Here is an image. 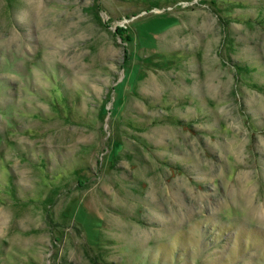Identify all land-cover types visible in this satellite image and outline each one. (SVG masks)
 <instances>
[{
	"label": "rangeland",
	"instance_id": "rangeland-1",
	"mask_svg": "<svg viewBox=\"0 0 264 264\" xmlns=\"http://www.w3.org/2000/svg\"><path fill=\"white\" fill-rule=\"evenodd\" d=\"M0 264H264V0H0Z\"/></svg>",
	"mask_w": 264,
	"mask_h": 264
},
{
	"label": "trees",
	"instance_id": "trees-1",
	"mask_svg": "<svg viewBox=\"0 0 264 264\" xmlns=\"http://www.w3.org/2000/svg\"><path fill=\"white\" fill-rule=\"evenodd\" d=\"M116 32L120 35H123V33H124V36H122L124 39H126L128 41L132 40V34H131V32H129V30L126 26H117Z\"/></svg>",
	"mask_w": 264,
	"mask_h": 264
}]
</instances>
